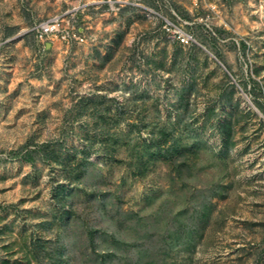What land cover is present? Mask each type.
I'll use <instances>...</instances> for the list:
<instances>
[{
	"label": "rangeland",
	"instance_id": "374dc122",
	"mask_svg": "<svg viewBox=\"0 0 264 264\" xmlns=\"http://www.w3.org/2000/svg\"><path fill=\"white\" fill-rule=\"evenodd\" d=\"M82 1L0 0V264H264V0H170L190 44Z\"/></svg>",
	"mask_w": 264,
	"mask_h": 264
},
{
	"label": "built area",
	"instance_id": "2783aa9c",
	"mask_svg": "<svg viewBox=\"0 0 264 264\" xmlns=\"http://www.w3.org/2000/svg\"><path fill=\"white\" fill-rule=\"evenodd\" d=\"M191 2L197 12L201 0H191ZM78 9L84 12V15H89L87 18L115 15L127 9H139L146 16L159 20V29L166 37L181 44L196 41L193 32L189 29L192 21L177 13L171 6L170 0H83L76 11ZM76 11L74 12L73 9L57 11L33 23L29 30L44 48L54 41L65 43L66 46L86 42L90 29L87 24L81 23L80 15ZM210 11L212 13L217 11L215 5H211Z\"/></svg>",
	"mask_w": 264,
	"mask_h": 264
}]
</instances>
